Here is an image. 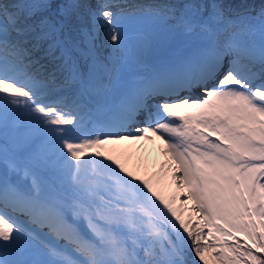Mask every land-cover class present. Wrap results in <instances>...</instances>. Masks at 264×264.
Segmentation results:
<instances>
[{
	"label": "snow or ice",
	"instance_id": "6c2138e0",
	"mask_svg": "<svg viewBox=\"0 0 264 264\" xmlns=\"http://www.w3.org/2000/svg\"><path fill=\"white\" fill-rule=\"evenodd\" d=\"M141 14L173 21L187 47L129 81L110 130L91 134L57 92L55 71L33 70V54L60 60L65 84L83 80L96 68L94 34L106 24L113 48L126 50L122 32L135 13L119 0L0 2V129L11 116L42 140L25 158L0 145V264H187L186 251L200 264H264V6L231 16L217 0H189ZM85 18L82 71L61 36ZM151 137L169 158V199L115 155ZM49 167L64 177L60 190L41 181Z\"/></svg>",
	"mask_w": 264,
	"mask_h": 264
},
{
	"label": "rangeland",
	"instance_id": "374dc122",
	"mask_svg": "<svg viewBox=\"0 0 264 264\" xmlns=\"http://www.w3.org/2000/svg\"><path fill=\"white\" fill-rule=\"evenodd\" d=\"M95 3L96 1L94 2L93 5H95ZM138 19L139 17H134V18L129 19L125 23L124 29L122 32V38L125 40V43H128V38H129V41L137 43L139 40V37H137L139 35L137 31H145L143 29V25L148 24V23L151 24L153 22L149 18H143L140 20ZM84 25L86 26V28L89 27L88 21H86ZM107 28H108V25L105 24L103 27H100L98 31L94 34L95 36L94 42L96 43L95 46L100 49L98 55L100 58H103V59L107 58L110 54L109 42H108V39L104 36L105 32L107 31ZM135 37L137 38L135 39ZM133 66H134V62L132 60H125L117 66V68L115 69V73L120 75L121 73H124V72H131ZM95 71L96 70H94V72ZM116 81H118L121 84H124L120 78H118ZM116 81H113L112 85L109 86L108 89L103 93V96H98L97 98L93 100L95 106L101 109L105 107L108 108L109 106L110 107L115 106L116 89L119 86V84H116ZM80 121L84 122L85 119H81ZM15 132H18L17 129H14L13 131H11V138H13ZM27 133L28 132H26L25 134ZM33 133L34 132H30V135H32ZM20 134H23V132L19 131L17 136ZM8 147L13 148L12 146H8ZM116 147L118 148V153H116L115 155L118 156L120 162L124 164L128 168L129 171L134 172L136 175L141 173L142 170H138L139 169L138 163L134 161L135 160L134 151L140 152V149L142 148H145V150H142V157L144 158L146 156L147 161L152 160V159H159L162 165L169 164V158L163 154L164 145L160 141L156 140L155 137H151L150 139L135 141L131 143H128V142L122 143ZM140 166L142 167L144 172L138 176L142 177L143 179L149 180L150 183L153 184V186L161 193V195L165 199H169L174 194H176L177 189L175 187V184L172 181L171 172L169 171L167 174L162 170V169H169V168H164L161 166L159 167L156 164L149 165L145 160L140 163ZM154 169L155 170L159 169L163 171V174L165 176L164 180L167 182L168 185L163 184L162 182L158 180L159 177L156 176V173L153 171ZM152 171H153V175H151L150 177H147L148 173H151ZM55 177L56 179H58L57 176ZM59 177H60V181L63 184L64 177L61 174L59 175ZM180 195H181V198H183V194L181 193ZM178 206H179V202H178ZM187 207H191V204H188Z\"/></svg>",
	"mask_w": 264,
	"mask_h": 264
},
{
	"label": "trees",
	"instance_id": "16d2710c",
	"mask_svg": "<svg viewBox=\"0 0 264 264\" xmlns=\"http://www.w3.org/2000/svg\"><path fill=\"white\" fill-rule=\"evenodd\" d=\"M97 1V0H95ZM149 2L153 1H157V0H147ZM86 3H89V0H85ZM152 2V3H153ZM189 2V0H185V1H177V0H158L155 5L157 6H163V5H181L184 3ZM194 2L196 3H202L204 2V0H194ZM218 3H222L225 5L226 10H227V14L231 15V16H235L237 14H250V15H256L257 12H259V10L261 9L262 6H264V0H217ZM92 3V2H90ZM152 3H145L144 6H152ZM154 7V6H153ZM173 21H167L165 22L164 26L161 28V32H160V36L157 39V42L163 41L164 38H171V31H173V29H171V25L173 24ZM41 52V51H40ZM40 52H36L33 55L35 57H39L40 56ZM48 67L50 66L49 64L47 65ZM52 67H49V69ZM144 160L142 159H138V170H142V167L140 166V163L143 162ZM149 165V161H146ZM237 239V238H236ZM241 242H243L242 239H238ZM232 241L229 240L228 243H231ZM186 255V262L187 264H193V261L195 262V264H200V261L198 260V258H195L193 254H191L190 252L186 251L185 252ZM259 255V253H258ZM210 264H216L215 261H213L210 258Z\"/></svg>",
	"mask_w": 264,
	"mask_h": 264
},
{
	"label": "bare ground",
	"instance_id": "6f19581e",
	"mask_svg": "<svg viewBox=\"0 0 264 264\" xmlns=\"http://www.w3.org/2000/svg\"><path fill=\"white\" fill-rule=\"evenodd\" d=\"M14 119H15V118H14ZM14 119H13V120H14ZM13 125H14V124H13V122H12V125H11L10 129L13 127ZM6 131H7V130H6ZM7 135H8V133H7Z\"/></svg>",
	"mask_w": 264,
	"mask_h": 264
}]
</instances>
